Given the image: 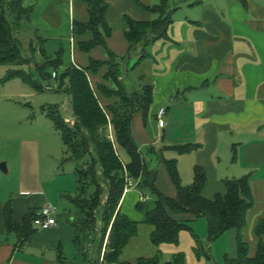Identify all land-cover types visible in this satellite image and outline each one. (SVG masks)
<instances>
[{"label": "crops", "instance_id": "0c3cea01", "mask_svg": "<svg viewBox=\"0 0 264 264\" xmlns=\"http://www.w3.org/2000/svg\"><path fill=\"white\" fill-rule=\"evenodd\" d=\"M86 1L25 0L24 6L31 8L32 13L29 19H24L22 31L46 41L43 48L49 58L55 59L58 51L66 48L63 39H68L74 50V23L89 22ZM106 1L109 5L107 22L111 26L124 24L125 17L137 22H150L154 16L142 6L160 3V0ZM178 1L191 11L190 18L181 19L180 24L175 21L168 30L169 39L152 45L149 61L154 68L151 80L153 104L146 122L141 112L136 114L132 132L140 150L146 152L154 148L153 152H148V159L152 169H155L153 163L158 165L155 169L158 172L156 187L171 199L177 198V189L165 161H177L185 187L193 184L195 168H202L207 176L203 191L207 200L226 194L225 180L250 177L254 208L248 215L244 236L251 246V256H254L257 242L254 231L259 221L264 220V0ZM179 9L183 10L179 7L173 20ZM113 38L114 31L107 42L117 54L111 47ZM126 53L123 51L117 55ZM77 59L80 61L79 54ZM106 59L105 54L103 59L95 60ZM88 62L71 64L85 67ZM162 108L166 109V126L160 129L157 113ZM185 145H195L197 149L188 154H179L173 149ZM0 163L6 165L9 174V160L0 157ZM55 184L58 193L49 196L43 188L38 190V180L35 181L33 175L29 184L20 181V194L15 197L12 193L7 195L0 187V264H61L59 255L65 259V264H77V258L81 260L79 264L93 261L90 254L84 258L78 255L74 244L75 230L64 214H59L58 225L50 230L34 228L36 232L25 244L17 233L6 229L4 214L10 202L14 220L19 225L31 210L40 212L49 205L58 208L57 196L72 203L70 193H76L77 184L74 189L73 180L66 181L64 174L55 177ZM141 201L143 193L133 184L126 190L120 205L122 214L140 225L146 221L145 215L136 210ZM189 226L193 232L183 231L179 245L156 246L152 256L161 252L162 257L166 254L173 259L182 253L186 264L211 261V249L202 244V252L198 254L193 236L205 239L207 221L200 219ZM225 237L234 248L223 257L234 258L237 256L236 232L229 231L221 238ZM183 239L188 241L190 252L182 248ZM121 258L122 261L136 262L125 260L123 255Z\"/></svg>", "mask_w": 264, "mask_h": 264}, {"label": "trees", "instance_id": "16d2710c", "mask_svg": "<svg viewBox=\"0 0 264 264\" xmlns=\"http://www.w3.org/2000/svg\"><path fill=\"white\" fill-rule=\"evenodd\" d=\"M24 2L0 0V66H21L34 61L23 57V44L17 37L24 19H29L32 13ZM86 3L89 22L74 23L75 45L84 54L102 49L106 60L90 58L85 67L71 64L58 73L57 70L64 66V49L61 48L56 58L52 59L43 48L46 41L36 36L39 47L30 43L34 56L39 51L44 58L42 64L35 63L37 74L45 79H56L59 86L65 88L62 92L71 98L75 119L73 126L65 123L58 107L49 108L48 117L61 134L66 147L68 156L64 162L75 165L77 189L75 196L71 197L75 211L70 212L68 221L76 233L74 244L78 255L81 258L87 255L86 244L97 229V213L106 195L101 220L104 236L99 246L101 250L108 233L105 261L108 264H161V252L152 257H140L135 263L121 260L124 250L138 235L140 227L120 209L125 191L133 183L143 193V201L137 204L136 209L144 213L145 224L153 228L151 241L155 246L179 245L181 233L193 232L189 225L205 219L209 243L216 242L229 231L236 232L237 256L230 258L226 255L224 264H264V220L259 221L254 231L257 241L254 256H251V246L244 236L248 215L254 208L249 176L225 180L226 194L207 200L203 196L207 176L202 168H195L193 184L185 187L177 161H165L170 179L177 189V198L171 199L156 187L158 172L151 168L148 159V152H153L154 148L143 153L135 141L132 121L141 112L146 122L153 104L154 87L147 84L129 91L124 82L125 76L152 58L150 50L155 42L169 39L168 30L174 23L173 16L178 8L172 6V0H160L157 5L142 6L154 16L150 22H137L125 17L124 38L129 48L124 56H118L107 42L114 31L107 22V1L87 0ZM136 53V63L130 67ZM48 69H54V72L50 73ZM17 74L27 81L24 75ZM100 75L101 81L93 84L92 79ZM143 78H140L141 81ZM173 149L179 154H188L197 148L195 145H185ZM38 213L36 209L29 211L23 224L19 225L14 220V209L10 202L4 214L6 229L17 233L22 244H25L36 232L33 222ZM193 236L199 254L202 244L195 234ZM59 258L60 263L65 264L61 255ZM166 264H186L185 255L177 254Z\"/></svg>", "mask_w": 264, "mask_h": 264}, {"label": "rangeland", "instance_id": "374dc122", "mask_svg": "<svg viewBox=\"0 0 264 264\" xmlns=\"http://www.w3.org/2000/svg\"><path fill=\"white\" fill-rule=\"evenodd\" d=\"M172 6L183 8L181 11L179 9L178 14L174 17L176 24H180L181 19L185 20L187 16L190 18L191 11L188 8H184L182 2L172 0ZM112 28L114 30V38L111 47L117 54L121 55L123 51L127 52L129 48L123 37L125 25L115 24ZM17 37L23 44V57H29L34 61L32 64L26 63L21 66H0V157L9 160L11 170L9 174L0 170L2 173V175L0 174V187L5 189L8 193L7 195L12 193L15 197L20 194V181L22 180L25 184H29L33 175L35 181L38 180V190L43 188L49 196V194L58 193H56L57 184H55V177H61L64 174L66 181L73 180L75 189V165L71 162H64L68 156L66 147L61 134L55 129L52 120L48 117L49 108L58 107L65 119V123L73 126L72 122L75 123V119L73 117L71 98L62 92L65 88H61L56 79H45L37 74L35 63L42 64L44 58L39 51L36 52L35 56L31 52V42L39 47L36 35L29 36L21 29L17 32ZM62 43L66 47L63 56L64 66L57 70L58 73L63 72L65 67L71 65V63L88 62L91 57L95 59H103L105 57L102 49L94 50L91 54H84L77 51L75 44L74 50H72L68 39H63ZM77 54H79L80 61L77 59ZM134 56L135 60H131L130 67L136 63L138 53ZM153 70V63L147 60L137 67L136 70L127 72L124 82L128 90L133 91L143 85L152 84ZM48 71L52 73L54 69H48ZM14 73H21L27 81L18 74L10 77ZM141 77H144L142 81ZM99 81H101V75L92 79L93 84ZM142 151L146 153L145 150ZM157 166V164L153 163L155 169ZM70 196L74 197L75 193H70ZM105 200L106 195L103 196L102 207L97 213V229L86 244V253L93 257V261L87 264L98 263L101 252L108 242V239H106L107 233L103 247L100 250L99 246L104 236L102 233L104 225L100 221ZM57 203L59 214H64L70 219V212L75 211L72 203L59 196H57ZM137 211L142 215L144 214L139 210ZM151 232L152 228L150 226L141 224L137 238L125 249L123 258L128 261H134L140 256H152L157 248L151 242ZM200 240L203 246L207 245L211 249L208 251L212 256V260L206 261L205 264H223V256L229 254L230 249L234 248L233 246L231 247V243L226 237L220 238L214 243H209L208 234L206 233L205 239L201 237ZM194 244L196 245L195 242ZM181 245L182 248L190 252V245L186 239L182 240ZM171 259L172 257L165 254L162 257L161 264H166ZM75 260L77 264L81 262L78 258Z\"/></svg>", "mask_w": 264, "mask_h": 264}, {"label": "built area", "instance_id": "2783aa9c", "mask_svg": "<svg viewBox=\"0 0 264 264\" xmlns=\"http://www.w3.org/2000/svg\"><path fill=\"white\" fill-rule=\"evenodd\" d=\"M165 117H166V109L162 108L157 113L158 127L160 129H163L166 126ZM72 124L74 125L73 122ZM262 135L264 137V128L262 130ZM131 186H133V183H130V187ZM58 215H59V209L56 206H51V205L46 206L38 213V215L34 219L33 227L41 231L50 230L58 225ZM106 239H108V236ZM106 245L107 244H105L101 252L100 258L98 260V264H108L105 261Z\"/></svg>", "mask_w": 264, "mask_h": 264}, {"label": "water", "instance_id": "95a60500", "mask_svg": "<svg viewBox=\"0 0 264 264\" xmlns=\"http://www.w3.org/2000/svg\"><path fill=\"white\" fill-rule=\"evenodd\" d=\"M0 170L4 173H7V169H6V165L5 164H1L0 165Z\"/></svg>", "mask_w": 264, "mask_h": 264}]
</instances>
